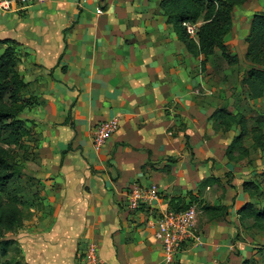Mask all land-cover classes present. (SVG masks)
Instances as JSON below:
<instances>
[{
  "label": "crops",
  "instance_id": "crops-1",
  "mask_svg": "<svg viewBox=\"0 0 264 264\" xmlns=\"http://www.w3.org/2000/svg\"><path fill=\"white\" fill-rule=\"evenodd\" d=\"M160 1L44 0L0 11V40L21 46L18 71L33 102L21 114L34 128V148L19 196L43 185L30 194L34 221H23L15 238L25 264H80L88 243L106 264H166L148 221L170 209L171 199L188 203V192L226 206L227 214L203 213L200 243L187 242L172 264H264V235L248 233L237 214L254 202L242 183L264 169L229 161L224 152L239 129L221 134L209 120L218 108L247 117L260 99L251 102L240 83L247 68L239 72L215 56L202 65L201 55L161 34L173 30ZM113 116L118 130L95 149L93 126ZM212 175L220 185L197 192ZM137 183L155 184L160 200L129 209L127 194Z\"/></svg>",
  "mask_w": 264,
  "mask_h": 264
},
{
  "label": "trees",
  "instance_id": "trees-1",
  "mask_svg": "<svg viewBox=\"0 0 264 264\" xmlns=\"http://www.w3.org/2000/svg\"><path fill=\"white\" fill-rule=\"evenodd\" d=\"M246 1L161 0L159 9L165 23L172 27L187 53L193 57L198 55L203 57L202 65H205L210 57L215 56L224 60L228 66H234L238 64L239 59L235 53L230 52L227 38L233 27L234 8ZM183 22L200 23L197 41L187 35L182 26ZM245 44L244 58L248 68L240 83L246 88L250 100L261 99L264 97V9L253 13L245 36ZM21 57V46L16 41L0 40V229L7 232H15L23 225L20 209L22 199L19 196L17 182L24 175V164L33 154L34 148L28 144L31 142L34 128L27 119L21 117L23 111L33 105L32 98L25 96L28 83L18 71ZM209 120L214 130L221 134L239 129L224 152L229 161L237 163L248 159L251 152L264 154L263 118L254 119L255 125L247 129L249 119L244 115L218 108L211 114ZM35 134L39 137L38 132H34ZM245 137L250 138L249 147L244 145ZM10 148H15L21 153L19 161L14 159ZM225 176L229 177L230 174L226 173ZM212 185H220V178L213 175L206 177L198 185L197 192ZM242 190L254 202H246L237 210L240 226L264 235V207L257 205L260 192L264 193V170L258 173L256 179L244 181ZM188 194L190 195L188 203L171 199L169 208L180 210L187 208L191 203H197L201 212L210 219L225 218L226 206H211L196 196L193 197L191 192ZM10 244L11 239L1 242L2 251L7 253ZM1 264L13 263L11 260H5ZM242 264L256 263L244 260Z\"/></svg>",
  "mask_w": 264,
  "mask_h": 264
},
{
  "label": "built area",
  "instance_id": "built-area-1",
  "mask_svg": "<svg viewBox=\"0 0 264 264\" xmlns=\"http://www.w3.org/2000/svg\"><path fill=\"white\" fill-rule=\"evenodd\" d=\"M44 0H0V11L13 12L20 8L42 3ZM97 13H101L100 10ZM200 23L183 22L187 35L197 41V31ZM119 116L98 122L93 126L92 143L95 149L102 145L118 130ZM160 200L159 190L155 184H134L127 194L129 209H137L142 205H152ZM153 212V211H152ZM201 212L197 203H191L187 208L180 210H160L154 218L148 221L153 237L162 247L164 261L172 264L177 253L182 251L184 245L191 241L200 243L201 237L197 231L198 214ZM80 264H106L98 255L95 243H88L83 250Z\"/></svg>",
  "mask_w": 264,
  "mask_h": 264
},
{
  "label": "rangeland",
  "instance_id": "rangeland-1",
  "mask_svg": "<svg viewBox=\"0 0 264 264\" xmlns=\"http://www.w3.org/2000/svg\"><path fill=\"white\" fill-rule=\"evenodd\" d=\"M261 7V9L264 8V0H247L244 4L236 6L233 11V27L232 31L229 34L227 38V45L229 47V50L231 53H235L239 59L238 64L234 65L237 67L238 71L244 72L246 68H248V63L244 58V52H245V36L248 32V27L249 23L251 20V17L253 13L257 12L258 9ZM163 35H168L169 38L174 40L176 36L173 34V32L168 31L167 27H164L163 29H160L159 31ZM240 60L242 61V64H240ZM223 62L226 64V62L223 60ZM243 63L245 65H243ZM227 65V64H226ZM231 67V66H230ZM159 80V79H158ZM193 87H196L195 85ZM244 87V86H243ZM245 88V87H244ZM195 92V90H194ZM200 92V91H199ZM172 94H176L175 91H172ZM197 95V94H196ZM225 96V94H220L218 97ZM241 96H244L241 94ZM197 99H209L211 96H205L202 94H199L196 96ZM6 98V96H5ZM247 99V98H244ZM250 100V99H249ZM253 102V100H250ZM251 110L247 111V117L249 119L248 124H247V129H250L253 125H255L254 119L257 118H263L264 119V97L261 98L259 101L255 103H251L249 106ZM251 144L250 138L245 137L244 139V145L249 147ZM10 151L13 153L14 159L16 161L20 160V155L19 151H17L15 148H10ZM247 159V158H246ZM246 159H243V162H246ZM248 161L251 162L252 164H256V162L261 163L260 168L261 170L264 169V157L261 155L259 152H251V155L248 158ZM27 176L30 179H34L33 173L31 172H26ZM33 184V186H28V190L25 193L21 191V204H20V209L22 211V216H23V221H26L30 223L31 221H34V215H36V211L33 212L31 209H34L35 207V200L30 199V194L36 190V191H41L42 184ZM34 186L36 188H34ZM33 187V189H31ZM263 189V188H262ZM23 192V193H22ZM20 193V190H19ZM3 194V193H2ZM44 206V202H42ZM259 207H264V193L260 192V196L258 197V204ZM204 219L203 212H200L198 214V220L199 222ZM244 229V228H243ZM248 233L256 234V235H262L261 233L255 231V230H247ZM19 234V229H17L15 232H7L2 229H0V243L3 241H6L7 239H11V244L9 246L8 252H3L2 247L0 246V264L5 261V260H11L13 264H25L24 258L21 255V250L18 247V243H16L15 238ZM254 241H256L254 239ZM260 244V242H258ZM257 243V244H258ZM264 249V247H263ZM255 250H259V248H256Z\"/></svg>",
  "mask_w": 264,
  "mask_h": 264
}]
</instances>
